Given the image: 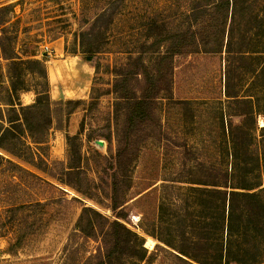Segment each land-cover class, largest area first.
Segmentation results:
<instances>
[{
    "label": "rangeland",
    "instance_id": "374dc122",
    "mask_svg": "<svg viewBox=\"0 0 264 264\" xmlns=\"http://www.w3.org/2000/svg\"><path fill=\"white\" fill-rule=\"evenodd\" d=\"M219 2L0 0V6H14L6 31L0 29V43L4 40L7 52L14 49L24 60L45 58L52 100H63L65 108L73 110L65 117L62 128L54 121L44 150L49 164L68 160L67 135H78L73 141L80 147L86 177L74 174V183L101 200L82 194L0 149L3 157L0 158V209L13 202L48 203L43 207L46 225L38 220L37 233L28 235L21 247L8 250L15 235L13 227L0 236V264H87V258L99 251L101 236L87 238L80 232L74 233V226L84 204L111 215L110 200L97 185L107 186L101 183L100 176L105 175L107 158L114 156L118 142L117 100L108 90L115 81L113 70L128 61L135 68L140 62L148 64L163 90L154 102L153 117L146 123L133 126L121 117V128L132 134L129 155L133 156L127 171L131 183L125 223L144 238L147 248L144 259L133 257L127 264H188L148 232L165 237L166 233L158 230L157 219L160 204L172 202L176 196L173 185L186 188L188 181L206 179L215 173L221 178L226 169H231V145L223 125L227 126L229 119L238 123L241 120L238 110L243 106L236 105L230 95L254 91L247 89L252 75L244 72L240 60H234L229 39L234 52L250 48L264 50V0H237L233 14L230 11L228 15L217 8ZM91 27L95 33L85 37V44L93 41L99 52L94 61L87 62L83 59L85 47L82 49L80 38ZM8 36L14 39L11 41ZM180 48L182 51H176ZM161 55L165 58H160ZM10 62L0 55L3 110L11 91ZM22 65L21 68L27 67ZM156 69L160 72L156 73ZM20 77L18 101L32 104L37 91L44 90L45 81L40 74L29 71ZM140 83L129 84V90L134 87L138 90ZM92 89L94 96L99 94V97L89 107ZM77 100L81 103L77 104ZM263 125L261 114L257 117L258 129ZM254 133L260 137L259 130ZM6 158L26 171L12 169ZM38 212L37 218L42 214ZM260 243L263 248L260 264H264V240Z\"/></svg>",
    "mask_w": 264,
    "mask_h": 264
},
{
    "label": "trees",
    "instance_id": "16d2710c",
    "mask_svg": "<svg viewBox=\"0 0 264 264\" xmlns=\"http://www.w3.org/2000/svg\"><path fill=\"white\" fill-rule=\"evenodd\" d=\"M236 6L237 0H220L217 8L228 15L230 11L233 14ZM13 11L12 4L0 6V29L3 31L7 29ZM93 33V27L81 33V47L86 48L82 50V55L87 62L94 61L99 52L93 41L85 44V37ZM8 39L12 41L14 36H8ZM229 41V51L233 52L234 60H240V66L245 67L244 72L252 75L247 89L254 91L252 94L230 95L236 105L243 106L238 110L241 117L238 123L229 119L227 126L223 125L231 145V169H226L221 178L215 173L206 179L188 181L186 188L173 185L176 192L174 200L162 202L159 206L157 227L161 233H166L165 237L146 230L170 246L175 255L188 264H260L263 254L260 242L264 240V125L258 129L257 117L264 115V106H261L264 104V56H260L264 50L250 48L234 52ZM11 43L9 41V45ZM11 45L10 48H13ZM5 46V41L1 40L0 55L11 60L8 69L11 91L6 110L0 105V149L101 202L94 194H88L80 184L74 183V174L80 178L82 174L85 176L80 161V147L74 145L73 141L78 135H67L70 145L68 160H54L49 164L44 152L54 121L60 123L58 128H62L65 117L73 112L65 108L63 100H52L46 59L24 60L14 49L7 52ZM160 58L165 56L161 55ZM140 63L135 68L133 62L128 61L113 70L115 81L108 91L113 92L117 100L115 118L118 142L114 158H107L105 175L100 176L101 183L105 182L107 186L97 185L99 189L103 188L105 196L110 200L108 207L111 215H104L84 204L74 226V233L80 232L87 238L101 236L99 251L87 258V264L94 260L93 264H127L130 258L144 259L146 256L144 238L125 223V207L129 201L131 183L127 171L133 156L129 155L132 134L121 128V117L127 118L133 126L146 123L153 117L154 102L163 89L159 78L150 73L149 65ZM22 64L27 67L21 68ZM95 68L98 69L97 64ZM24 71L38 73L45 81L44 90L37 91L35 102L28 105H23L17 98V92L21 89L20 75ZM155 71L160 72L157 69ZM134 81L144 83H140L138 90L134 87L130 91L128 85ZM93 92L92 89L89 107L95 105L99 97V94L94 96ZM76 103H81V100ZM254 130L260 131V137L256 136ZM0 158H3L1 154ZM6 161L12 169L26 171L10 158H6ZM46 204L41 201L13 202L0 209V236L6 235L10 227H13L11 230L15 233L9 251L21 247L28 235L37 233L38 220L46 225L43 213ZM38 211L42 212L39 218Z\"/></svg>",
    "mask_w": 264,
    "mask_h": 264
},
{
    "label": "water",
    "instance_id": "95a60500",
    "mask_svg": "<svg viewBox=\"0 0 264 264\" xmlns=\"http://www.w3.org/2000/svg\"><path fill=\"white\" fill-rule=\"evenodd\" d=\"M99 143L103 144V143H104V141H102V140H99Z\"/></svg>",
    "mask_w": 264,
    "mask_h": 264
},
{
    "label": "bare ground",
    "instance_id": "6f19581e",
    "mask_svg": "<svg viewBox=\"0 0 264 264\" xmlns=\"http://www.w3.org/2000/svg\"><path fill=\"white\" fill-rule=\"evenodd\" d=\"M151 243H152V240L150 239V240H149V244H151Z\"/></svg>",
    "mask_w": 264,
    "mask_h": 264
}]
</instances>
